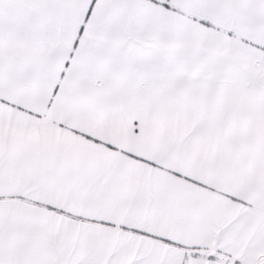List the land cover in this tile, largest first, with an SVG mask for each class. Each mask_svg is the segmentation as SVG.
I'll list each match as a JSON object with an SVG mask.
<instances>
[{"label":"snow or ice","instance_id":"6c2138e0","mask_svg":"<svg viewBox=\"0 0 264 264\" xmlns=\"http://www.w3.org/2000/svg\"><path fill=\"white\" fill-rule=\"evenodd\" d=\"M0 264H264V0H0Z\"/></svg>","mask_w":264,"mask_h":264}]
</instances>
